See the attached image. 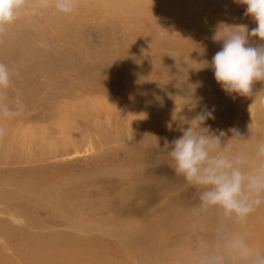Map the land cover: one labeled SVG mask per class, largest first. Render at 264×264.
<instances>
[{"label":"rangeland","instance_id":"374dc122","mask_svg":"<svg viewBox=\"0 0 264 264\" xmlns=\"http://www.w3.org/2000/svg\"><path fill=\"white\" fill-rule=\"evenodd\" d=\"M27 3L0 31V63L11 77L0 103L12 111L0 117V264H135L130 247L159 213L172 224L153 228V236L175 249L178 264H199L201 254L219 251L216 214L196 211L195 190L162 156L165 142L181 135L180 117L190 119L204 105L214 106L206 124L224 130V142L230 128L248 137L249 148L264 141V108L252 104L264 84L253 85V97L229 96L201 63L221 47L211 39L218 22L255 27L244 6L77 0L64 15L51 4ZM190 94L199 101L195 111L184 106ZM239 147L228 141L225 152ZM259 206L250 220L228 227L264 253V203ZM146 251L153 252L150 264L160 262L156 248ZM166 258L162 264L174 263Z\"/></svg>","mask_w":264,"mask_h":264},{"label":"clouds","instance_id":"9594fccd","mask_svg":"<svg viewBox=\"0 0 264 264\" xmlns=\"http://www.w3.org/2000/svg\"><path fill=\"white\" fill-rule=\"evenodd\" d=\"M233 2L244 6V15L252 19L255 27L218 22L211 39L221 47L210 62L201 63L211 67L216 83L227 95L253 97V85L264 84V0ZM76 3L77 0H38L40 8L51 4L64 15H71ZM27 6V0H0V31L13 24ZM10 82L8 67L0 63V91L8 89ZM261 93L264 88L254 95L252 104L264 108ZM186 99L184 106L195 111L199 101L192 94ZM214 112V106L204 105L190 119L180 117L181 135L170 146L165 142L162 159L182 178L188 190H195L196 210L204 215L215 213L220 224L215 232L219 251L201 254L199 264H264V253L250 245L247 234L228 227L243 224L264 203V141L249 148L248 137L243 138L238 130L230 128L231 137L224 142L226 132L206 124L215 118ZM176 113L173 120L177 119ZM11 114V109L0 103V117ZM232 140L240 147L226 153L225 147Z\"/></svg>","mask_w":264,"mask_h":264},{"label":"bare ground","instance_id":"6f19581e","mask_svg":"<svg viewBox=\"0 0 264 264\" xmlns=\"http://www.w3.org/2000/svg\"><path fill=\"white\" fill-rule=\"evenodd\" d=\"M99 2H100V4H101V6L103 5V3L105 2V0H98ZM107 2V1H106ZM108 3V2H107ZM99 4V5H100ZM117 8L119 7L118 5H116V4H114ZM102 176V175H101ZM119 177V176H118ZM90 178V177H89ZM123 179L125 180V178L123 177ZM87 180V179H86ZM92 181V180H91ZM105 181H107V179L105 180ZM108 181H111V180H108ZM126 181V180H125ZM94 182V181H93ZM82 183V182H81ZM95 183H98V182H95ZM109 183V182H108ZM86 184H88V183H86ZM114 184V183H113ZM82 185V184H81ZM95 185V184H94ZM109 185V184H108ZM146 185V184H145ZM79 186V185H78ZM88 186V185H87ZM96 186V185H95ZM110 186V185H109ZM117 186V185H116ZM157 186V185H156ZM84 187V186H83ZM86 187V186H85ZM90 187H93V185L91 186L90 185ZM102 187V186H101ZM106 187V186H105ZM122 187V186H121ZM59 188V187H58ZM60 188L62 189L63 187L62 186H60ZM87 188V187H86ZM115 188V187H114ZM83 189H85V188H83ZM107 189V188H106ZM120 189V188H119ZM132 189V188H131ZM65 190V189H64ZM74 190H77V189H75L74 188ZM82 189H80V191H81ZM90 190V189H89ZM95 190V189H94ZM61 191V190H60ZM70 191H71V189H70ZM97 191H99V190H97ZM104 191V190H103ZM76 192V191H75ZM93 192V191H92ZM68 193V192H67ZM89 193V192H88ZM129 193V192H128ZM136 193V192H135ZM69 194V193H68ZM73 194V193H72ZM71 193H70V197H71V195H72ZM75 194V193H74ZM93 194H94V192H93ZM92 194V195H93ZM134 195V194H133ZM137 195H139V194H137ZM96 196V195H95ZM126 196V195H125ZM132 196V195H131ZM152 196V195H151ZM160 196V195H159ZM123 197V196H122ZM133 197V196H132ZM135 197V196H134ZM139 197V196H138ZM131 198V197H130ZM136 198V197H135ZM123 199V198H122ZM103 200V199H102ZM129 200V199H128ZM143 200V199H142ZM138 202V201H137ZM76 203V202H75ZM150 203V202H149ZM52 204H54V203H52ZM75 205V204H74ZM84 205V204H83ZM113 205V204H112ZM137 205V204H136ZM144 205V204H143ZM146 205V204H145ZM111 206V205H110ZM118 206V205H117ZM135 206V205H134ZM74 207V206H73ZM133 207V206H132ZM140 207V206H139ZM138 207V208H139ZM153 207V206H152ZM259 208H260V206H258ZM257 207V208H258ZM79 208H80V205H79ZM96 208V207H95ZM101 208H102V206H101ZM150 208V207H149ZM76 209V208H75ZM81 209V208H80ZM99 209V208H98ZM139 209H141V208H139ZM158 209V208H157ZM196 209V208H195ZM261 209V208H260ZM259 209V210H260ZM263 209V208H262ZM97 210V209H96ZM182 210V209H181ZM192 210H194V209H192ZM191 210V211H192ZM257 210V209H256ZM104 211V210H103ZM122 211V210H121ZM144 211V210H143ZM167 211V210H166ZM197 211V210H196ZM258 211V210H257ZM257 211H255L254 210V212H257ZM116 212V211H115ZM137 212V211H136ZM139 212V211H138ZM146 212V211H145ZM172 212V211H171ZM174 212V211H173ZM189 212V211H188ZM254 212H252V213H254ZM262 212V211H261ZM98 213H99V211H98ZM129 213V212H128ZM131 213V212H130ZM157 213H158V211H157ZM166 213V212H165ZM211 213V212H210ZM88 214V213H87ZM112 214H114V212L112 213ZM124 214V213H123ZM138 214V213H137ZM152 214H154V213H152ZM152 214H151V217L150 218H152L153 216H152ZM191 214V213H190ZM189 214V215H190ZM194 214V213H193ZM101 215V214H100ZM126 215V214H125ZM128 215H131V214H128ZM133 215V214H132ZM135 215H136V213H135ZM176 215V214H175ZM174 215V216H175ZM210 215V214H209ZM208 215V216H209ZM212 215V214H211ZM254 214H252V216H253ZM258 215V213H256V216ZM89 216V215H88ZM112 216V215H111ZM116 216V215H115ZM137 216H139V215H137ZM176 216H178V215H176ZM204 216V215H203ZM94 217V216H93ZM97 217V216H96ZM96 217H95V219H96ZM119 217V216H118ZM124 217V216H123ZM173 217V216H172ZM193 217L195 218V215H193ZM204 217H206V216H204ZM254 217V216H253ZM253 217H252V219H253ZM110 218V217H109ZM116 218H117V216H116ZM140 218V217H139ZM141 218H143V217H141ZM171 218V217H170ZM250 218V217H249ZM248 218V219H249ZM88 219H90V218H88ZM115 219V218H114ZM144 219V218H143ZM184 219V218H183ZM204 218H202V220H203ZM207 219H209V218H207ZM205 220V221H207L208 222V220ZM212 219V218H211ZM210 219V220H211ZM98 220V219H97ZM125 220H127V219H125ZM152 221L149 223V225H148V229H150L149 231H147L146 230V228L144 229V233L142 232V230L140 231L142 234H140L136 239H134V244H133V246L132 247H130L131 249V253L133 254V256H134V260H135V264H150L151 262H150V259L151 258H153V252H150V254H149V251H146L149 247H151V248H156L157 249V251L156 252H154L157 256H158V258H160V264H162L161 262H162V260H163V258H166V257H170V258H174V263L173 262H170V264H178V262H177V255H176V251H174L175 249H170V250H166V249H164L165 247V245L163 246V244H164V241L161 239V240H159V238H158V240L156 239V237H155V234H154V236H153V228L155 229V230H157L156 228H160L161 226H164V225H169V224H172L171 222H169V221H171V220H169L168 218H166L165 216H163V213H159L158 215H156V217H155V215H154V218L153 219H151ZM195 220V219H194ZM198 220H200V219H198ZM250 220V219H249ZM116 221H119V219L118 220H116ZM138 221V220H137ZM140 221H142V219L140 220ZM181 221V220H180ZM188 221V220H187ZM193 221V220H192ZM204 221V222H205ZM248 221V220H247ZM261 221V220H260ZM260 221H258L259 223H261ZM132 222V221H131ZM136 222V221H135ZM176 222V221H175ZM185 222H186V219H185ZM184 222V225H187V227H188V225L189 224H186ZM196 222V221H195ZM203 222V221H202ZM203 222V223H204ZM264 222V221H263ZM102 223V222H101ZM144 223V222H143ZM208 223H211V222H208ZM208 223H207V225H208ZM251 223V222H250ZM253 223L255 224V222L253 221ZM76 225V224H75ZM192 225V224H191ZM190 225V226H191ZM205 225V224H204ZM214 225V224H213ZM253 225V224H252ZM119 226H120V224H119ZM122 226V225H121ZM144 226V225H143ZM197 226V225H196ZM206 226V225H205ZM219 226V225H218ZM76 227H77V225H76ZM80 227V226H79ZM83 227V226H82ZM139 227V226H138ZM81 228V227H80ZM121 228V227H120ZM162 228H164V227H162ZM173 227L171 226L170 227V229H172ZM176 228V227H175ZM186 228V227H185ZM192 228H193V226H192ZM201 228V227H200ZM204 228V227H203ZM78 229V228H77ZM133 229V228H132ZM165 229V228H164ZM188 229V228H187ZM207 229V228H206ZM209 229V228H208ZM208 229H207V231H208ZM126 231H127V233H128V230H129V232H131V230L130 229H128V228H126L125 229ZM137 230V229H136ZM136 230H134V232L136 231ZM139 230V229H138ZM137 230V231H138ZM163 230V229H162ZM182 230V229H181ZM195 230H198V229H195ZM200 230V229H199ZM198 230V231H199ZM201 230H202V228H201ZM125 231V232H126ZM136 231V232H137ZM171 231V230H170ZM176 231H178V230H176ZM197 231V232H198ZM139 232V233H140ZM159 232V231H158ZM202 232L204 233V230H202ZM132 233V232H131ZM196 233V232H195ZM200 233V232H199ZM125 234V233H124ZM133 234V233H132ZM157 234V233H156ZM203 235H206V234H203ZM208 235V234H207ZM175 236V235H174ZM210 236H211V234H210ZM164 237H166L167 238V236H166V234H165V236L163 235V239L165 240V238ZM170 237H172V236H170ZM162 238V237H161ZM174 238V237H173ZM130 239V238H129ZM168 240V239H167ZM171 240V239H170ZM132 240H130L128 243H130ZM158 241H160V246H158L159 245V242ZM130 244H132V242L130 243ZM129 244V245H130ZM169 244V243H168ZM171 245H172V242H171ZM174 245V244H173ZM172 245V246H173ZM82 246V245H81ZM164 247V248H163ZM168 247H169V245H168ZM172 248V247H171ZM175 248V247H174ZM76 249V248H75ZM54 250V249H53ZM104 250V249H103ZM151 250V249H150ZM29 251V250H28ZM105 251V250H104ZM92 252V251H91ZM95 252V251H94ZM118 252V251H117ZM167 253H168V256H166L167 255ZM31 254V253H30ZM72 254V253H71ZM79 254V253H78ZM88 254V253H87ZM119 254V253H118ZM98 255V254H97ZM97 255H96V257H97ZM108 255V254H107ZM58 256V255H57ZM71 256H73V255H71ZM75 256V255H74ZM95 257V258H96ZM47 258V257H46ZM45 258V259H46ZM71 258V257H70ZM103 257L101 256V258L100 259H102ZM115 258V257H114ZM157 258V257H156ZM49 259H51L50 257H49ZM55 259V258H54ZM97 259H99L98 257H97ZM99 259V260H100ZM105 259V258H104ZM111 259H112V257H111ZM111 259H109V260H111ZM167 259V258H166ZM166 259H165V261H166ZM41 260V259H40ZM70 260H72V258L70 259ZM88 260V259H87ZM99 260H97L98 262H99ZM153 260V259H152ZM158 260V259H157ZM173 260V259H172ZM79 261V260H78ZM107 261V260H106ZM76 262V261H75ZM81 262V261H80ZM88 262V261H87ZM103 262H105V260L103 261ZM111 262V261H110ZM121 262V261H120ZM119 262V264H123L122 262L120 263ZM156 262H158V261H156ZM41 263V262H40ZM49 263V262H48ZM102 263V262H101ZM134 263V262H133ZM132 263V264H133ZM158 263V264H159ZM4 264V263H3ZM42 264V263H41ZM103 264V263H102Z\"/></svg>","mask_w":264,"mask_h":264}]
</instances>
